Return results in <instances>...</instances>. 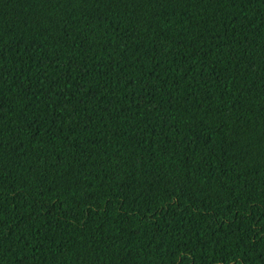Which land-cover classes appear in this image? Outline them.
Returning <instances> with one entry per match:
<instances>
[{
	"label": "trees",
	"instance_id": "1",
	"mask_svg": "<svg viewBox=\"0 0 264 264\" xmlns=\"http://www.w3.org/2000/svg\"><path fill=\"white\" fill-rule=\"evenodd\" d=\"M0 104V264H264V0H0Z\"/></svg>",
	"mask_w": 264,
	"mask_h": 264
},
{
	"label": "snow or ice",
	"instance_id": "2",
	"mask_svg": "<svg viewBox=\"0 0 264 264\" xmlns=\"http://www.w3.org/2000/svg\"><path fill=\"white\" fill-rule=\"evenodd\" d=\"M0 107H2V104H0ZM236 138H238V139H242V137H241V135H240V132L239 131H237L236 132ZM234 143L235 142H238V140L237 139H234V141H233Z\"/></svg>",
	"mask_w": 264,
	"mask_h": 264
}]
</instances>
